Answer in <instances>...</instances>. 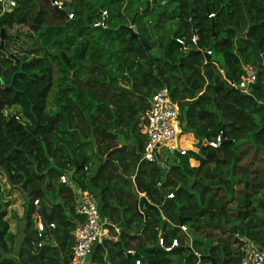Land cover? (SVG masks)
Returning <instances> with one entry per match:
<instances>
[{"label":"trees","instance_id":"obj_1","mask_svg":"<svg viewBox=\"0 0 264 264\" xmlns=\"http://www.w3.org/2000/svg\"><path fill=\"white\" fill-rule=\"evenodd\" d=\"M52 1L18 0L0 13V171L24 197V235H12L0 194V264H69L75 192L59 181L63 173L121 229L116 241L93 246L98 264H196L176 226L211 242L221 205L222 224L237 237L210 244L199 264H240L241 238L264 250L262 0H150L144 14L145 0H68L61 10ZM14 28L27 31L10 36ZM9 38L21 53L8 49ZM241 61L258 69L248 94L228 84L243 73ZM162 87L178 107L186 154L160 149L149 162L142 119ZM12 107L19 119L3 114ZM220 132V145L209 147ZM189 134L197 152L183 144ZM173 240L170 251L155 246Z\"/></svg>","mask_w":264,"mask_h":264},{"label":"built area","instance_id":"obj_2","mask_svg":"<svg viewBox=\"0 0 264 264\" xmlns=\"http://www.w3.org/2000/svg\"><path fill=\"white\" fill-rule=\"evenodd\" d=\"M18 0H0V13L12 11L17 5ZM264 5V0H262ZM52 4L59 10L62 9L60 0H53ZM103 13V12H102ZM104 15L101 22L95 23L94 26L103 25ZM208 17H213L212 13ZM69 18V16H68ZM176 42L181 45V50L186 51L184 41L176 39ZM190 43L197 45V36L193 34L190 38ZM205 55L210 56L211 51H205ZM223 74V70H219ZM257 72L251 66H246L243 73L236 80H228L230 87L238 89L242 93H249L251 87L255 84ZM3 111L6 117L14 116L19 119L11 108H5ZM179 110L177 105L171 100L169 91L166 87L160 88L153 93L149 99V108L145 112L142 119V132L145 136V145L143 149V159L154 162L157 161L156 152L160 149H166L170 152H179L181 155L186 154L185 148H180L178 145V137L181 133V128L178 121ZM222 132L214 139L207 141V145L212 148H217L222 142ZM264 158V156H262ZM59 181L64 184H69L74 187L75 207L74 227L72 235L74 243L71 248L69 264H98L88 260V255L94 245L101 244L105 240L116 241L119 238L121 229L119 226L112 223L108 217L102 215L99 211L98 201L95 196L88 190H80L74 183H71L70 178L65 174H61ZM141 196V195H140ZM168 199L173 198L172 194H168ZM34 204H38L34 201ZM49 228L54 225L50 222L47 224ZM182 232H187L188 227L185 224L177 226ZM42 230V225L38 226ZM40 236V234H39ZM242 245L238 249L240 264H264V250L260 249L256 244L241 238ZM162 249L170 251L177 242L173 240L171 245L166 246L157 241ZM128 253H132L128 250ZM195 254V253H194ZM196 264H199L201 255L196 253ZM134 264H140V260L136 259Z\"/></svg>","mask_w":264,"mask_h":264},{"label":"rangeland","instance_id":"obj_3","mask_svg":"<svg viewBox=\"0 0 264 264\" xmlns=\"http://www.w3.org/2000/svg\"><path fill=\"white\" fill-rule=\"evenodd\" d=\"M61 1V6H62V9H65V7L67 6V3H68V0H60ZM167 2L168 0H164V2ZM148 2V8L146 10V13L153 8V4L150 2V0H145V3ZM174 4H167V8H171ZM145 5L141 8L144 9ZM173 8V7H172ZM171 8V9H172ZM102 15H104L103 17L105 18L106 17V12L103 11V13H101V20H102ZM150 17L152 18H155L156 16V13L155 12H152L149 14ZM149 17V18H150ZM18 31L19 33H26V28H14V29H11L8 31V34L11 36L14 34L15 31ZM8 45V49L13 52V53H21L20 50H19V47L16 45V44H13V38H9L8 40L6 39L5 41ZM241 64L242 66H251V63H243L241 61ZM253 68V70H255L257 72V66L256 65H253L251 66ZM12 110L15 111V114L18 115L19 117H21V114L18 112L20 111L19 107H12ZM3 114L6 115L5 111H3ZM263 158V157H262ZM264 161V160H263ZM5 183H4V175L1 173L0 171V187L1 186H4ZM5 189V188H4ZM7 195L9 194L11 198H5L7 200V202H9L10 204H12L10 207H9V210L13 211V215H10L12 216L14 219L10 218L9 217V224L11 223V228L13 229V231H17V228L18 227L20 230H22V227L21 225L24 223L22 222L23 220V217L21 219H18V213H20V211H23V202H24V197L23 195L21 194V192L19 190H17L16 188H13L11 187L10 188V191L9 192H5ZM5 194V196H7ZM4 198V197H3ZM236 198L238 199L239 198V195L237 194L236 195ZM35 205V204H34ZM39 203L35 205V207H38ZM234 205V204H233ZM9 206V205H8ZM7 206V208H8ZM8 211V210H7ZM24 214V213H23ZM36 214V213H34ZM18 217V218H17ZM16 221H18V223H16ZM219 229V227H218ZM178 230V233L182 236H184V241L186 240L185 242V245L188 246L193 253H203L206 254V250H207V247L210 245V244H213L216 243V242H219V241H227L229 243H232L234 241V238L237 237V235H235L233 232H229V233H222L220 231L217 232V231H212V235L213 237L210 238L211 239V242L209 241V239L205 238L203 235H197V234H194L191 229L188 227V230L187 232H182L180 231V229H177ZM17 233V232H16ZM20 239L19 236H17V239H16V242L14 243V248L15 246L17 247H20ZM207 241V242H206ZM10 246V244H8ZM13 246V245H11ZM233 248H235V245L232 246ZM17 249V248H16ZM14 253H16L15 250H13ZM194 254V255H195ZM89 256V255H88Z\"/></svg>","mask_w":264,"mask_h":264},{"label":"crops","instance_id":"obj_4","mask_svg":"<svg viewBox=\"0 0 264 264\" xmlns=\"http://www.w3.org/2000/svg\"><path fill=\"white\" fill-rule=\"evenodd\" d=\"M244 67L245 66H242V69H244ZM188 140L184 143L183 142V144H188L187 146H188V149L189 150H192V151H195V152H197V149H196V147L194 146L195 145V143H196V140L193 138V136L192 135H188ZM209 156V155H208ZM198 161L197 160H195V159H190V167H196L197 165H198ZM2 173V172H1ZM3 174V173H2ZM4 183H5V185L4 186H1L0 187V194L2 195V198H3V201H5V202H7V200L9 199V198H11L10 197V195L8 194H6L5 192L7 191V192H9L10 191V186L8 185V183L6 182V179H5V177H4ZM5 188V189H4ZM235 188H236V190H240L241 189V184H236L235 185ZM5 194L7 195V196H5ZM5 198H8L7 200L5 199ZM8 203V208H7V210H8V215H7V217H6V219H7V221H8V223H9V217L10 218H12V219H14L12 216H10V215H13L14 213H13V211H11V210H9V207L12 205V204H10L9 202H7ZM14 216V215H13ZM19 217V218H18ZM18 219H21L22 217H23V211H20V213H18ZM37 227L41 224V220H40V217H37ZM16 223H18V221H16ZM23 227H24V225H23ZM177 227V226H176ZM17 228V233L15 232V231H13V229L11 228V223L9 224V233L10 234H12V235H15V234H19V235H24L23 233V231L22 230H20L18 227H16ZM19 238H20V236H19ZM185 242H186V240H185ZM92 250H93V248L91 249V252L89 253V256H88V260L89 261H92ZM201 255V254H200Z\"/></svg>","mask_w":264,"mask_h":264},{"label":"water","instance_id":"obj_5","mask_svg":"<svg viewBox=\"0 0 264 264\" xmlns=\"http://www.w3.org/2000/svg\"><path fill=\"white\" fill-rule=\"evenodd\" d=\"M147 8H148V2L145 3V7H144V9L141 10V13H142V14L146 13ZM67 17H68V16H67ZM133 18H134V17H133ZM133 18H131V20H130V22H129L130 25H132V23H133ZM4 37H5V33H4L3 29H0V47H1V48L3 47V44H4ZM206 59H207V60H210V57H209L208 55H206ZM36 130H37V126H35L31 131H32L33 134H35ZM222 137L224 138V134H223V132H222ZM210 154H211V153H210ZM82 167H83V165L80 164V165H79V168H82ZM71 174H72V173H70V175H71ZM169 200H170V199L165 198L164 201H163V204L166 203V202L169 201ZM221 208H222V205H221V206L219 207V209L217 210V226L219 227V229H220V231H221L222 233H229V232L231 233V232H233V230L226 229V228L224 227V225L222 224V221H221V215H220ZM45 220H46V224H49V223L51 222V214H50V215H47V216L45 217ZM155 246H156L157 248H161L160 245H159L158 243H156ZM200 258H201V259H209L210 257L207 255V256H201ZM212 261L214 262V259H212Z\"/></svg>","mask_w":264,"mask_h":264},{"label":"clouds","instance_id":"obj_6","mask_svg":"<svg viewBox=\"0 0 264 264\" xmlns=\"http://www.w3.org/2000/svg\"><path fill=\"white\" fill-rule=\"evenodd\" d=\"M210 57V56H209ZM48 226V225H47Z\"/></svg>","mask_w":264,"mask_h":264}]
</instances>
